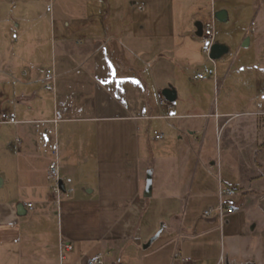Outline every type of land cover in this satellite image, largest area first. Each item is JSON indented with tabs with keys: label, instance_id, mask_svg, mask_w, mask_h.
Returning a JSON list of instances; mask_svg holds the SVG:
<instances>
[{
	"label": "crops",
	"instance_id": "crops-1",
	"mask_svg": "<svg viewBox=\"0 0 264 264\" xmlns=\"http://www.w3.org/2000/svg\"><path fill=\"white\" fill-rule=\"evenodd\" d=\"M244 2L0 0V114L18 120L0 124L14 177L0 181L12 189L0 197V264H61V251L63 264L99 252L127 264L144 255L151 264H264L250 204L264 194V105L237 97L252 82L239 50L215 60L216 76L195 78L212 65L200 26L220 9L228 23ZM254 11L264 30L263 7ZM215 39L227 45L216 29ZM199 90L222 91L223 103L199 107ZM56 157L60 204L47 179ZM223 186L239 192L225 199L236 213L203 218ZM56 215L66 218L62 231Z\"/></svg>",
	"mask_w": 264,
	"mask_h": 264
},
{
	"label": "rangeland",
	"instance_id": "rangeland-1",
	"mask_svg": "<svg viewBox=\"0 0 264 264\" xmlns=\"http://www.w3.org/2000/svg\"><path fill=\"white\" fill-rule=\"evenodd\" d=\"M244 6L246 7L245 10H243L242 13L240 12H234L230 15V20L228 23L218 21V23L215 25V29L217 32L218 40H228L227 45L229 47L230 52L224 55V57H231L232 54H234L237 50H239L240 58L244 61V63H247L245 65L246 71L250 74L249 78L251 79L250 85L247 87L249 90H239L238 93H240L237 97L244 99L242 103H246V101H249L252 98H255L256 101L260 102V104L264 105V100L262 99V94L264 93V90H256V77L260 81H262V85H264V30H259L257 28L258 21H254V5L257 6V8L260 10L262 7L264 9V0H244ZM233 4H238V0H232ZM240 3V2H239ZM249 9L252 10L249 12ZM221 10V9H220ZM211 20V19H210ZM208 20V21H210ZM254 21V24H253ZM257 23V25H256ZM246 37H250L252 40L250 43V46L245 48L243 47V42ZM224 43V42H221ZM255 43L257 45V49H255ZM257 51V52H256ZM254 55L257 56V59H254ZM223 58V57H222ZM217 59V63L221 64V59ZM247 58V59H246ZM246 76V77H247ZM248 80V79H247ZM212 83V82H211ZM261 87V86H260ZM237 88H243L242 85H238ZM202 92V93H201ZM200 99H199V107L205 108L206 110L209 107V104H212V107L222 104L223 103V95L222 91H220V94L218 95V90H199ZM246 99V101H245ZM191 103V102H190ZM161 133V132H160ZM164 136L167 134L163 131ZM215 140V150L218 152L219 147V137L216 134L214 137ZM220 150V147H219ZM10 158L4 157L3 154L0 156V180L5 177H13L12 176V163ZM264 175V172H262ZM14 178V177H13ZM16 178V175H15ZM255 178V177H253ZM259 184H256L258 186ZM13 186L16 188V184L13 183ZM225 187L223 186L220 190V199L221 201L227 199V197L221 196L222 190H224ZM264 188H261L260 190H263ZM259 190V191H260ZM12 193L11 186L9 182H6L3 186H0V197H8ZM239 194V192L237 191ZM7 199V198H6ZM251 204V216L252 219L257 223V225L262 229L264 233V194H258L255 196H252L250 199ZM236 213L235 212L233 214ZM262 217V218H261ZM56 226L58 225L59 231L63 230L64 221L66 218L64 217L61 219V215H56L54 217ZM225 220V218L223 219ZM262 220V221H261ZM262 241L264 242V234L262 236ZM147 255H144L142 257L143 261L141 260V257H137L135 260H130V264H151L155 263L153 257L145 258Z\"/></svg>",
	"mask_w": 264,
	"mask_h": 264
},
{
	"label": "built area",
	"instance_id": "built-area-1",
	"mask_svg": "<svg viewBox=\"0 0 264 264\" xmlns=\"http://www.w3.org/2000/svg\"><path fill=\"white\" fill-rule=\"evenodd\" d=\"M217 18L215 17V11L212 13L211 20L206 22L203 26V33L201 35V39L204 42L203 46V52L208 57V59L211 61L212 65H206L203 71L197 72L195 74V78L197 79H206L208 77L216 76L217 70H216V62L214 59L210 58V51L211 46L216 42L215 39V24H216ZM46 88L53 90L54 89V71L53 69H48L45 73L44 78ZM159 102L161 105H169L167 100L162 94L158 95ZM15 124L18 123V120L16 117L12 114H9L7 112H2L0 114V124ZM156 138H162L163 135L157 133ZM47 179L51 183V192L54 196V203L60 204L61 198L63 195L62 188L60 186L61 176H60V166L58 162V157L53 160L47 170ZM237 194V190L232 187H227L221 192V196L224 197H233ZM224 201H220V204L216 208H209L205 210L202 214L203 218H210L213 214H215L218 218L223 220L226 215L232 214L235 212V206L228 205L225 206ZM27 208L29 210L34 209V204L32 202L27 203ZM108 253L106 252H99L94 254L93 256L89 257L85 264H127L124 261L118 259L113 262L108 261ZM65 259L64 254L61 251V264H63V261Z\"/></svg>",
	"mask_w": 264,
	"mask_h": 264
},
{
	"label": "water",
	"instance_id": "water-1",
	"mask_svg": "<svg viewBox=\"0 0 264 264\" xmlns=\"http://www.w3.org/2000/svg\"><path fill=\"white\" fill-rule=\"evenodd\" d=\"M215 17L217 18V20H219L221 22H225L228 20V12L225 9L217 10V11H215ZM202 33H203V26L201 25L199 28V34L202 35ZM249 44H250V37H246L242 45H243V47H248ZM228 52H229V47L226 44H223L220 42H215L211 46L210 58L217 60V59L221 58L222 56H224L225 54H227ZM163 94L171 102L175 101V99H176V90H174L171 87L166 88L163 91ZM60 186H61V182H60ZM151 192H152V175L149 172L148 176H147L145 195L150 196ZM17 212H18V215H20V216H24L27 214V210L24 207L23 203H19L17 205Z\"/></svg>",
	"mask_w": 264,
	"mask_h": 264
},
{
	"label": "trees",
	"instance_id": "trees-1",
	"mask_svg": "<svg viewBox=\"0 0 264 264\" xmlns=\"http://www.w3.org/2000/svg\"><path fill=\"white\" fill-rule=\"evenodd\" d=\"M224 205L225 206H228V205H233V206H235V202L234 201H232L231 199H228V200H224Z\"/></svg>",
	"mask_w": 264,
	"mask_h": 264
}]
</instances>
